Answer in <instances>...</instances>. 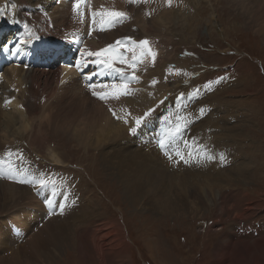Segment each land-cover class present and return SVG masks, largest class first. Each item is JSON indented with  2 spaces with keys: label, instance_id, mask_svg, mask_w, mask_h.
I'll use <instances>...</instances> for the list:
<instances>
[{
  "label": "rangeland",
  "instance_id": "rangeland-1",
  "mask_svg": "<svg viewBox=\"0 0 264 264\" xmlns=\"http://www.w3.org/2000/svg\"><path fill=\"white\" fill-rule=\"evenodd\" d=\"M21 1L28 4L20 3L18 0H0V9H4V15L0 16V38H2L0 39V81H5L8 76L7 71L13 65L22 69L25 77L27 74H36L39 86L42 87L38 93L40 102L38 107H42L41 112L44 115L43 109L47 113L53 102H58L61 93L53 94L52 88L55 87V83L50 82L54 75L51 69L50 72L42 67L37 69L36 65L32 66L38 62V59L33 57V52H39L40 45L36 47L35 45L37 38L41 36L44 40L40 41L45 46L56 43L52 38L46 39V32L50 29L46 28L47 24L49 22L50 26L54 23V26L59 25V21L65 14L58 13L63 5L71 9L70 12L68 11L69 14L71 12L73 14V3L76 0ZM252 1L255 5L261 3L262 6L255 12V16L249 18L243 8L237 5L236 0H172L171 6H168L167 0H147V2L139 0L136 6L130 5L120 9L117 8L118 4L123 6L120 0H87L86 3H92L91 9L86 7L80 10L78 22L85 20L87 9H90L89 16L93 10L99 12L108 11L111 8L131 10L133 13L134 21L127 12V17L121 22L105 25L107 30L101 36L106 43L102 41L101 46L105 47L114 43L115 40H121L124 41L125 47L126 44L129 47L132 45L129 37L145 35L146 37L135 41L147 39L157 55L154 62L151 57H147L137 65L135 75L139 77L138 81L131 80L133 69L127 65L117 64L118 68L131 69L132 74L127 75L130 80V94L121 96L119 100L109 99L105 103V101L100 102L91 93L90 96H86L87 100L83 103L82 110H78V101L74 106L70 105L73 108V116L76 117L58 114L57 118H52L51 114L53 113V116L55 113L51 112L47 115L48 117H44L47 119H42L43 115L39 109L35 110L36 113L27 114L26 108L30 113V106L25 103L26 101L22 102L20 97H16L18 99L12 103H6L11 101V98H5L0 106V128L4 129L0 130V156L5 147V153L9 159L19 163L18 160L24 153L18 152L17 149L27 152L29 158L34 163L38 161V164H30L28 161H25L23 165L15 164V171L21 172L25 166L33 170L39 179L51 182L61 179L70 191L78 186L80 199L75 203L78 206H87V218L92 217V219L78 227L79 230L74 228L70 231L71 241H67L66 248H62L55 261L35 262L34 258L29 256V252L32 254L31 248L28 252L20 246L27 243L28 247L27 239L31 234L36 235L35 240H38L43 235V225L56 216L47 219L43 214L34 222L32 216L31 221L23 220L28 211L27 207L31 206L30 199L38 197L29 190L30 184L27 185L28 189L25 188V183L14 184L16 181L9 178L14 175L11 167L8 166L4 170V175L0 177V185L12 184L16 192L24 190L28 192V195L18 205L8 209H6L8 206H2L3 200L0 199V264H13L14 260L9 257L13 252L12 249L16 248L20 249V255L15 260V264L16 262L17 264H97L94 253L96 234L92 236L91 231L96 224L101 223L109 224L111 227L109 236L112 237H103L99 234L98 244L106 246L112 239L123 244L120 238L124 236L129 246L126 258H116L111 264H219L215 257V249L226 234L232 243L246 242L245 245H248L250 251L255 242L263 245L264 0ZM241 3L242 5L248 3V0H241ZM246 8L250 7L246 6ZM51 16H56L57 22L48 20ZM44 18L46 20H43ZM67 18L71 19V16L68 15ZM10 20L17 22L10 23ZM45 21H47L46 25H44ZM135 21L140 24V28L135 25ZM143 23L148 33L142 31ZM118 25L121 27L118 28ZM65 27V29L71 28L72 23L65 24ZM97 29H99V23ZM97 32L101 34L103 31L97 30ZM88 33L85 28H82V34L78 38L84 37L85 41L91 44L97 38L94 35L90 37ZM60 34L67 33L61 30ZM21 39L27 42L21 44L19 43ZM82 45L79 44L78 47L81 48ZM92 46L90 45L88 50H91ZM62 47L66 46L62 45ZM93 47L99 49V41L98 45ZM14 48L16 49L13 52ZM17 48H19L18 52ZM139 51V48H136L137 54ZM11 54H14V57H11ZM47 55L49 58L44 61L47 62L48 68H74L77 69L79 76L95 73L91 80L94 84L120 83L124 79L117 72L115 75L109 72L112 76L114 75L113 79L97 77L98 74L93 70L94 65L96 68L97 65L91 62L83 71L78 70L75 64H65L69 58H71L69 60L77 59L76 49L70 57L66 54L56 59L55 54ZM125 56L130 57L131 54L125 52ZM164 63L169 64L166 69ZM37 65L41 66L40 63ZM74 69L71 71L73 80L77 78ZM153 77L158 81L155 85L151 83ZM221 77H223L222 80ZM45 81L49 85L46 86ZM24 82L26 83L22 84L23 89L27 84V81L24 80ZM141 82L146 84V91L141 88ZM208 83H211L210 89L204 87ZM0 84V97H2L4 82L1 81ZM61 84L60 81L59 85ZM196 89L200 90L199 95L193 96L192 93ZM9 90L17 96L19 93L17 91L21 92L22 88L15 83L13 86L9 85ZM46 93L49 94L45 97ZM26 94L27 91L25 96ZM92 99L101 105L96 104ZM133 100L135 102L140 100L141 107L144 105L146 111L150 108L155 109L149 119L151 131L149 136H152L153 140L142 139V135L138 136L139 127L135 133L130 132V128L136 127L135 118L142 116L145 112L130 111L128 105L124 108L125 102ZM161 100H164L163 104L160 103ZM120 105L124 108L123 111H119ZM93 107L100 114L95 115L94 112V114L90 112ZM201 108L204 109L203 115L200 114ZM86 109L90 111H85ZM110 109H114L120 119H117ZM21 110L23 117L18 116ZM191 114L195 116V121L190 122L182 130V134L175 138L168 149L173 155L177 148L185 154L188 152L193 154L188 164L191 166L195 164L197 167L184 168L185 163L178 158L170 160L165 155V151L159 149L158 141L154 140L164 137L168 128L177 123V117L187 118ZM103 115L113 125L127 119L128 122L123 126L124 132L126 131L130 137V139L124 138L123 130H121L116 141L102 143L104 153L120 152V154L136 156V159L142 162L147 161L150 167L171 180L165 182L168 184L165 189L152 190L151 188V196L155 200L149 197L142 198V196L132 200L127 196L125 186L118 182L120 181L117 178L119 170L116 171L111 166L109 170L105 166L99 153L101 148L93 149L91 146L87 148L85 144H79L75 139V133H80L84 125L91 121L100 122L99 116ZM56 121L57 125H55ZM86 121L90 122L86 123ZM185 121L186 119L184 121L180 119L179 122L184 124ZM4 124L7 126L4 127ZM89 126L97 130V127L92 124ZM90 137L91 142L96 140L94 134ZM88 141L90 138L86 145ZM150 142L152 143L149 144ZM106 144H111L112 148L117 146V148L104 147ZM136 145L138 149L145 152L152 150L154 159L139 152ZM210 156L214 159H209ZM221 156L224 159H221ZM166 160L179 164H168ZM7 164V159L0 157V167ZM126 169L128 168H124ZM128 171L130 172L126 176L129 177V182L140 179L135 166ZM134 171L135 174H133ZM20 176L14 177L18 180ZM69 181L72 182L69 183ZM140 181L144 183V177ZM57 191L59 201L66 200L61 192ZM220 199L224 203L225 213L219 211ZM69 202L73 203L72 200ZM38 203L42 205L39 198ZM42 208L45 213L46 206L42 205ZM66 208L65 206V210ZM239 213L244 214L241 221L235 217ZM242 221L244 223H240ZM18 230L24 232L23 239H18ZM109 254L113 257L114 252ZM256 256L258 261L264 264V247H258Z\"/></svg>",
  "mask_w": 264,
  "mask_h": 264
},
{
  "label": "bare ground",
  "instance_id": "bare-ground-1",
  "mask_svg": "<svg viewBox=\"0 0 264 264\" xmlns=\"http://www.w3.org/2000/svg\"><path fill=\"white\" fill-rule=\"evenodd\" d=\"M18 2L26 4L25 2H22L21 0H18ZM236 3H237V5H239L240 7L243 8V11L245 12V14L248 15L249 18H252L253 16H255V12L257 10H260L259 7L262 6L261 3H259L258 5H255L254 1H252V0H248V3H244L243 5L241 3V0H236ZM86 4L88 5L89 3H86ZM246 6H249L250 8H246L245 9ZM59 9H60V11H58V13H60V14L61 13H63V14L65 13L64 16H63V18L61 19V21H59L60 22L59 25L54 26L55 23L53 21H56L57 22V20L55 18L56 16H51L48 20L51 19L54 24H53V26H50V24L48 22L46 28L48 29V26L49 27H52L54 29L53 32L55 34H58L59 37H65L66 35H61L60 34L61 33V30L63 31V33H67V30H72L73 28H75L74 27L75 24L73 22H74V20L77 21V19L75 18V15L78 14V13L74 10V13L73 14H72V12L69 14L68 13L69 9H67V7L65 5H63ZM18 10H20V9H18ZM89 10L90 9H87V11H89ZM127 12L129 13V15L131 16V18L133 20V13H132V11L131 10H128ZM68 15L71 16V19H68L67 18ZM81 18H82V16H81ZM89 18L91 19V14H90ZM82 19H81V21H82ZM43 20H46V19L44 18ZM23 21H25V20H23ZM47 21H45V24L44 25H46ZM67 23H72V27L69 28V29H65L66 28L65 27V24H67ZM56 24H58V23H56ZM135 25H138V27L140 26V24H137V22L135 23ZM99 27H100V25H99ZM141 29H142L143 32L146 31L148 33V30L144 27V23L141 26ZM117 31H118V29L116 30V32ZM86 32H87V30H86ZM103 33H104V31L101 34L98 33L97 35H94L97 38L96 40L93 41L95 43L91 42V44H90V42H87L86 44L84 43L83 45L82 44L81 45L82 46H84V45L97 46L98 45V41H99V46L100 47H103L100 44L103 41L102 40V36H101ZM78 34H79L78 31L75 32L73 30V35L74 36H78ZM99 35H100V37H99ZM86 36H87V34H86ZM116 36H119V35H116ZM144 36L145 35H143V36H137L135 38L129 37V40H131V42H132V40L135 41V40H138L139 38H144ZM92 38H93V36H92ZM103 39H104V37H103ZM55 42H57V41H55ZM103 42L106 43L105 39H104ZM62 45L66 46V47H62V48L56 47L55 49H58L57 51L58 52H61L64 48H68V46H69L68 44H65V43H63ZM93 46H92V48L90 47L91 50H89V51H96L97 50L96 47H93ZM100 47H99V49H100ZM105 47H106V45H105ZM129 47H133V46L130 45ZM81 48H79V49H81ZM15 49L16 48L13 49V52L15 51ZM69 50H70V48H69ZM84 50H88V48L81 50V52L84 51ZM54 51H56V50H54ZM81 52L80 51H76L77 59L76 60L75 59L74 60L73 59L72 60H69V59H71V58H69L65 64H67V65L68 64H75L76 65L77 62H79V60L81 62L80 64H83L82 62L85 60V57H82L81 56ZM73 53H74V51L68 52L67 55L70 57ZM0 56H1V53H0ZM12 56L14 57V54H11V57ZM88 64H90V63H88ZM117 64H119V63H116L114 65L115 68H118V65ZM36 67H37V69L41 68V66H39V65H36ZM94 67H95V65H94ZM73 69L74 68H69V69L68 68L67 69H64V68L63 69H61V68H55V69H51L53 71L54 75H53V79L52 80L50 79L51 80L50 82H52V83L54 82L55 83V87L52 88L53 94H55V93L58 94L60 92L61 95L59 94L60 95V98H58L60 101L58 99H56V100H58V102H53L52 105L50 104L51 106L48 109V112L47 113H45L46 110L43 109L44 110V112H43L44 115H43L42 112H41V108L42 107H38V103H40L39 102V94L38 93H39L40 88L42 89V87L39 86L40 84H39L38 77H36V74H27V76L25 77V75L23 74V70L22 69H18L17 65H13L11 68L8 69V71H7V73H8L7 75L8 76H6L5 81L4 80H1L2 82H4V85L2 86V97H0V106H1L2 102L5 100V98H9V99L11 98V101L9 103H12V102H16L15 99H18L16 97H20L22 99L21 100L22 102H25L26 101L25 103L30 106V111H29L30 113H28V110L26 108V113L29 114V115L32 112H35L36 109H37L36 111H38V109H39L40 112H41V115H43V118L42 119H47V118H44V117H48L47 115L49 113H51V112H54L55 113L53 116H52L53 113L51 114V117L52 118H57V115L58 114H61L62 116H65V117H67L68 114L71 115V117H76V116H73V113H72L73 108L71 106H74V104L78 101L79 102V105H78L79 108L77 106L76 107L78 108L79 111L83 109V107H84L83 106V103L86 102V100H87L86 99V96H88L87 89H89L86 85L89 84L90 81H87V80L84 79V76L86 74L85 75H82V76H79L78 73L76 72L77 69H74L75 72H76L77 78L73 80L72 79L73 72H71V71H73ZM51 70H50V72H51ZM39 71L40 70H38L37 72H39ZM41 71H43V70H41ZM109 72H113V71H109V70H106V69L103 70L102 69L100 71V73H99L98 76L99 77H104V78L105 77H110V78L113 79V77H114V75H115L116 72L112 73V74H114L113 76ZM42 73L43 74H46V72H42ZM101 73H103V74H101ZM125 73H126V75H129L130 73L132 74L131 69H129V68L125 69ZM43 77H44V75H43ZM44 79H47V78H44ZM153 79H155V78L153 77L151 79V82H152ZM24 80L27 81V84H26V88H25V85H24V89H23L22 84L23 83H26V82H24ZM1 81H0V83H1ZM60 81L62 83L61 85H59ZM15 83H18L20 85V87L22 88V91L21 92L20 91H17V92H19L18 93L19 96L17 94H16L17 96H15L13 94L14 92L11 93L10 90H9V85L13 86ZM45 84H46V86L49 85V83L47 81H45ZM141 86H142L141 88L144 91H146V84H144L143 82H141ZM58 87L59 88L61 87V88L59 89ZM17 88H18V85H17ZM46 88L47 87H45V89ZM15 90H17V89L15 88ZM97 90H99V89H97ZM26 91H27V94L25 96ZM76 91H79V93H76ZM46 92H47V90H46ZM15 93H16V91H15ZM48 94L46 93L45 95L44 94L43 95L46 97ZM3 95H5V96H3ZM12 97H13V99H12ZM92 100H94V99H92ZM94 101H95L96 104L98 103V104L101 105V103H99L98 101H96V100H94ZM108 101H105V103L108 102ZM121 101H123V100H121ZM139 101H136L135 102L133 100V101L125 102V107L124 108H126V105H128V108L130 109V111H135V110H137L138 112L139 111H141V112L146 111V109L144 108L145 106L143 105L141 107V103ZM102 102H104V101H102ZM21 104H23V103H21ZM150 104H151V102H150ZM124 108L122 107V105H120L119 111H123ZM74 109L76 110V108H74ZM87 109H89V108L87 107ZM87 109L85 111H88L89 112L90 110H87ZM14 110H15V108H14ZM14 110H13V112L17 111V109L15 111ZM78 110H77V112H78ZM104 110L106 111V108H104ZM116 110H118V109H116ZM98 111H101V110H98ZM137 111H135V112H137ZM90 112H92V113L94 112L95 115H96V113L97 114L99 113V112H97V110L95 109V107H93L92 108V111H90ZM21 113H22V110L19 111V113H18L19 115L18 116L23 117V114H21ZM75 114H76V112H75ZM134 114H136V113H134ZM134 114H133V116H134ZM140 114H142V113H140ZM105 115H106V113H105ZM105 115L99 116L100 122H98V123H96L97 122L96 121L97 119L95 120L96 122L91 121V123H89L90 121L87 122L88 121L87 120L86 123L92 124L93 126L97 127V130L95 131L96 128H93V127L91 128L89 126V124L84 125L82 127V131L80 133H75V135L73 134L75 136V139L79 142V144H85V146L87 148L90 147V146L93 149H95V148H97V149L98 148H101V150H100L99 153H100V155L103 158V161H104L105 166L109 170L111 169V167H114L116 169V171L119 170L118 172H120V173L118 174L117 178L120 181H118V182L121 183L123 186H125V191L128 194L127 196H129L132 200H135L136 198H138V196H142V198L149 197L151 200H155L154 197L151 196V192H150L151 188H152V190L153 189L155 190L157 188H159L160 190L161 189H165L168 186V184H166V183L170 179H168V176L162 175L161 172H159V171L153 169L152 167H150L148 165L147 161H143V162L142 161H139L138 159H136L137 158L136 156H132L131 154H120V152H118V153H114V152L113 153H104L103 152V149L104 148L101 147L102 143H105V141L107 143L110 142V141H116L115 139H118V137L120 136V131L121 130H123V132H122L123 133V137L130 139V137L127 135V132L126 131L124 132L125 129H124V126L123 125H126V124H124L125 121L124 122H121L120 121V123L116 122V124L113 125L111 122H109L108 118ZM34 117H35V115H34ZM59 118H61V117H59ZM82 119H83V117H82ZM149 119H151V118H149ZM185 119H186L187 123L190 124V122L195 121V116L193 114H191L187 118L181 117V121H184ZM80 123H82V122H80ZM84 123H85V121H84ZM55 125H57V121H56V124ZM81 125H83V124H81ZM5 126H7V125L4 124V127ZM0 130H4V129H1L0 128ZM84 131H85V133H82ZM92 134L95 135V139L96 140L94 142H91V139L92 138L90 136ZM186 137H187V133H186ZM89 138H90V141H88V144L86 145L87 140ZM124 140H126V139H124ZM158 140L159 139H155L154 141H158ZM119 141H120V138H119ZM151 143L152 142H150L149 144H151ZM111 146H112L111 144L104 145V147H108V148L111 147ZM135 147L137 148V150L139 152L144 153L147 156H150V158L154 159L153 154H152V150H148V152H145L144 150L138 149L137 145ZM140 147H142V146H140ZM115 148H117V146L116 147H113V148L111 147V149H115ZM159 158H160V156H159ZM55 162H57V161H55ZM133 166H135V168L138 169V173L137 174L140 176V179L142 177H144V180H145L144 183L142 181H140V179L135 180V182H132V183L128 181L129 180V177L126 176V175L128 174V172H130V171H128V169L129 168L131 169V167L133 168ZM123 167L124 168H128V169L124 170ZM115 174H117V173H115ZM133 174H135V171L133 172ZM199 174H201V173H199ZM12 186H13L12 184H9V185L7 184L6 185L4 183L0 185V199L3 200L2 206H5V207L8 206L6 209H8L11 206L18 205L20 202L23 201V199L26 197V195H28V192H26L24 190H17L18 192H16L15 189H13ZM25 188H27V187H25ZM53 188L52 189L55 191V194H54V197H53V200H52L53 203L50 205V208L53 207V205H56V204H58V205L59 204H65V206L67 207L66 210H65V212L62 213L61 216H56L55 218H53L51 220H48V221L46 220L47 222L43 225V228H42L43 235L38 240H35L36 239V235L31 234L29 236V238L27 239V240H29V244L30 245L28 244V247H27V243H26V244L20 246V247L25 248L26 250H28V252H29V248H31L30 250L32 251V254H34V255H32L29 252V256L33 257L35 262L38 261V260L39 261H44V260H46V261H55V259L58 258L59 252L62 250V248H66L67 241L68 240L71 241V237H69L70 231L71 230H74V228L81 227L82 225H84V222H90L91 219H92V217L90 219L87 218V215H88L87 214L88 209L86 208L87 206H85V205L84 206H78V205H76V203L69 202V200H61V201H59V199L57 197V194H58V191L57 190L58 189H56V187H53ZM55 199H57V201H55ZM30 202H32L31 203V206L30 207H27L28 211L26 212L25 216L23 217V220L28 219L29 221H31V216H32V221L34 222L37 218H39V216L45 214L44 211H43V208H42V205L43 206H45V205L43 203H42V205L40 203H38V198H34L32 200L30 199ZM218 203H219L218 204L219 205L218 206L219 207V211L221 213L224 212L225 209L223 207V204H224L223 201L220 199V202L218 201ZM244 213H246V212L244 211ZM243 215H244L243 213H239V214H236L235 217H238L239 221H241ZM240 223H244V221H242ZM110 229H111V227L109 226V224H103V223L96 224V226L94 228H92V231H91L92 236H94L96 234V238L94 240V243H95V245H94V253H95V257H96L95 260H96L97 264H111V262L113 260H116V258L125 259L126 258V255H128V248H129V246L127 245V242H126L124 236H122L120 238V241L123 244H121L120 242H118V240H116V239L110 240L106 244V246L104 244H98L99 234L102 235L103 237H108L109 236ZM217 229L218 228H216V230ZM78 230H79V228H78ZM111 237L112 236H109V238H111ZM227 237H228V234L223 235V237L221 238V240L219 242L220 244L217 245L218 247H216V249H215V257H216V259H217V261H218L219 264H229V263H231V264H247V263L248 264L249 263H251V264H261L258 261L256 254H258V247H264V243H263V245H258V243L255 242L253 244L252 250L250 251L248 245H245L246 242L240 241L239 243H232L230 237H228V238ZM232 247H234V248H232ZM105 249H106V252H104ZM12 250H13V252L11 253V256L9 257V259H13L14 260L13 264H15V260H17L18 257H19V255H20V249L19 248H16L15 250L14 249H12ZM259 251L262 253L261 250H259ZM109 252H114L113 257L110 256ZM6 260L8 261V259H6ZM7 261H5V262H7ZM16 264H17V262H16Z\"/></svg>",
  "mask_w": 264,
  "mask_h": 264
},
{
  "label": "snow or ice",
  "instance_id": "snow-or-ice-1",
  "mask_svg": "<svg viewBox=\"0 0 264 264\" xmlns=\"http://www.w3.org/2000/svg\"><path fill=\"white\" fill-rule=\"evenodd\" d=\"M81 2H87V0H76V3L73 5L74 10L80 14V6ZM138 0H131V3H137ZM144 2H147V0H144ZM168 6L172 5V0H167ZM4 15V9H0V16ZM127 17V13L123 11H95L93 10L91 12V24L89 27V35L91 36L94 31H106L105 25H114L118 21H121L122 19ZM10 23H16L15 20H10ZM99 23L100 27L99 29L96 28V25ZM27 28V25L25 26ZM27 41L21 39L19 43L23 44ZM133 47H125L124 42L121 40H116L114 43L108 44L106 47H103L96 51H89L84 50L81 52V56L85 57L83 65H81L79 62L75 65L78 70L83 71L84 68L88 66V63H94L98 66L104 67L106 70L113 71L119 73L122 77H124L123 80H121L120 83H111V84H92L89 83L86 86L92 91V95L99 99L100 101H108L109 99L113 100H119L121 96H126L130 94L129 89V83L130 80L127 77L125 73L124 68H115L114 65L116 63L127 65V67L133 69V74L131 76V80H139V77L135 75V69L138 64L142 63L147 57H151L152 61H155L156 58V52L152 50L150 47V42L147 39L140 40V41H132ZM136 48H139V54L136 52ZM19 51V48H17V52ZM125 52L131 53V56H125ZM15 54V53H14ZM95 59H91V58ZM103 74V73H101ZM95 73L86 74L84 76V79L87 81H91ZM223 77H221V80ZM153 85L158 83L155 79L151 82ZM219 83V81H217ZM205 88L210 89L211 83L205 84ZM99 89V90H97ZM199 89H196L194 93H192L193 96L199 95ZM183 95V94H181ZM166 99V98H165ZM10 101H6V103H9ZM161 104L164 103V100L160 101ZM110 111L113 113V115L120 119V117L116 114L114 109H110ZM155 111V109H148L143 113L142 116L135 118V125L136 127L130 128V132L135 133L137 131V128L142 125V123H145L147 119L152 115V113ZM200 114H204V109H200ZM130 115V114H129ZM180 117H177V123L174 126H170L166 132V135L158 140V145L161 148V150L165 151V155L168 156L170 160H175L178 158L179 161H182L185 164L190 163V158L192 157V153L188 152L185 154L179 148H177L174 152V155L168 151L171 143L175 140V138L182 134V130L188 126L187 121H185L184 124H181ZM127 119H125V123H127ZM186 143V142H185ZM187 156V158H186ZM22 158V154L20 156ZM209 159H214V157H209ZM221 159H224L223 156H221ZM19 171V170H17ZM11 179L15 180L18 183H29L33 184V186L38 188H44L47 186L48 181L45 179H39V180H29L24 176H20V178L17 180L16 177H10ZM54 183V181H53ZM53 202L48 201V204L51 205ZM75 203V201H73ZM61 210L65 208V204H59L58 205Z\"/></svg>",
  "mask_w": 264,
  "mask_h": 264
}]
</instances>
